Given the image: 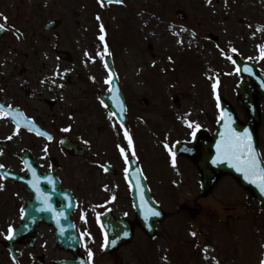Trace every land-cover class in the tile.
Wrapping results in <instances>:
<instances>
[{"label":"rangeland","instance_id":"1","mask_svg":"<svg viewBox=\"0 0 264 264\" xmlns=\"http://www.w3.org/2000/svg\"><path fill=\"white\" fill-rule=\"evenodd\" d=\"M6 1L11 12L22 10L20 29L25 33L14 34V42L0 47V98L56 135L70 129L69 137L91 143L103 160L111 159L109 154L115 157L118 146L132 155L123 136L127 129L148 187L166 213L155 239L138 229L135 239L112 256L103 254V243L94 249L87 245L88 250H96L90 264H204L208 245L223 264H262L264 213L255 208L253 198L246 199L234 181L224 179L212 197L204 199L193 164L175 157L174 169L168 153L171 149L174 153L176 141L190 139L187 121L209 127L208 131L215 127L219 113L212 85L217 79L219 97L233 107L241 122L249 120L238 98L242 80L250 81L235 72L225 53L231 56L235 48L242 59L256 60V66L263 69L264 61L259 59H264V4L256 0H212L211 4L208 0H129L120 6H104L97 0ZM177 10L186 13L187 21L176 18ZM50 21H59L60 26L46 33L44 26ZM101 24L105 41L99 39ZM211 34L218 41L211 40ZM105 43L126 95L124 128L108 107L99 106L98 91L109 89ZM59 51L69 53L71 61L61 60ZM25 80L29 93L20 88ZM142 98L148 99L147 107L139 103ZM46 100L55 102L48 105ZM257 104L259 127H264L260 96ZM44 146L41 139L20 129L17 132L5 117L0 118L4 168L21 171L19 156L24 150H34L37 161L54 155ZM119 182L126 185L125 178ZM114 190L116 194L120 188L115 185ZM124 194L120 192V214L130 211ZM24 200L20 186L0 187V211ZM179 203L193 212L179 211ZM5 221L0 212V229ZM207 263L215 264L214 260Z\"/></svg>","mask_w":264,"mask_h":264},{"label":"snow or ice","instance_id":"2","mask_svg":"<svg viewBox=\"0 0 264 264\" xmlns=\"http://www.w3.org/2000/svg\"><path fill=\"white\" fill-rule=\"evenodd\" d=\"M100 2L103 4L104 0H100ZM108 2H112V0H108ZM117 2H122V0H117ZM212 0H208V3L211 4ZM225 2L227 3V0H225ZM0 16H2V14H0ZM3 19L5 21H7V17H3ZM97 19H99V17H97ZM5 30V24H0V31ZM100 31H101V35L99 36V39L101 41H105V35L104 33V26L101 24L100 26ZM183 31H187V29H183ZM193 36H195V33H193ZM182 43V41H181ZM231 51L233 53H235L237 50L235 48H232ZM223 52V50H222ZM103 53H106L108 55H111V53L108 51V45L107 43L104 44V49H103ZM99 55H103L102 53H98ZM261 54L262 57H264V48L261 49ZM225 56L227 59L232 60V62L235 64L236 61L232 58V56H229L225 53ZM171 59V58H170ZM107 67V65H105ZM245 71H249V69L245 68ZM237 71H240L239 68H237ZM111 76L109 77V79L106 81V83H111ZM219 84V80L217 79V81L212 85L214 91L217 88V85ZM217 106L219 107V95L217 94ZM20 115L18 112L15 113V115L13 114V110L10 106H8L7 110L5 111V106L4 105H0V118L3 117H9L11 116L13 119H15V116ZM220 121H224L227 120V123H225L224 125V131L219 133L220 135V140L216 145V157L215 159L212 161L213 164H220V163H227L229 164L231 167L235 168V170L237 172H240L244 175V178L246 180H249L251 183L256 184L260 190L262 192H264V163H262L260 154L258 153L256 146L254 144L253 141V135L250 131H248L247 129H245L243 132H238L236 131L235 128H233L232 125V119L231 116H225L223 113L220 115L219 117ZM16 129L17 132L19 131L20 128V122L19 120H16ZM187 127L189 129H192L191 131V136L193 137V139H195L197 132L200 130L201 125L199 123H194L193 121H187ZM123 127V126H122ZM31 130V129H29ZM70 129H64V131H69ZM41 135H47L46 133H40ZM124 136L128 141V145L127 147L129 149L132 150V157L136 156V152L134 149V145H133V140L132 137L130 135V133L128 132L127 129L124 130ZM9 139H11V137H8ZM49 139H51V137H48ZM85 143L87 144L88 142L85 141ZM119 147V146H118ZM165 147L168 148L169 146L167 144H165ZM120 152L121 155L123 156L124 160L126 163L129 162V156L125 150L124 147H120ZM175 154L172 153V164L173 166H175ZM101 167L104 168V171H108V168L105 167L104 165H100ZM4 165L0 164V168H3ZM140 170L137 169V172H139ZM125 173H126V178L128 176L131 175V173L129 172V169L126 168L125 169ZM33 175H35V173L33 172ZM139 185H137L138 187ZM2 187V186H0ZM33 187H36L37 191L39 192L40 189L38 188V186L33 183ZM43 195V194H42ZM113 200L116 199L115 196L112 197ZM141 199H143V193H141ZM44 200L45 202H47L48 197L44 196ZM50 211H53V209H51V207H49ZM23 212V210H22ZM145 219L148 218L149 215L151 216H159L160 213L155 211L152 208L147 207V205H145ZM61 215V214H58ZM99 219V217H98ZM59 223V220L57 221ZM61 231H63V229H61ZM16 229H14L13 227H9L8 231H7V235H6V239L7 240H12L14 238ZM125 235H127V233H125ZM193 236L196 235L195 232L192 233ZM113 244H115V241H112ZM109 244V241L107 239V235L105 236V241H104V247H107ZM85 247H87V245H85ZM88 255L89 258L91 259L93 256V253L91 251V249L88 250ZM217 264H219V261H217ZM262 264H264V262H262Z\"/></svg>","mask_w":264,"mask_h":264},{"label":"flooded vegetation","instance_id":"3","mask_svg":"<svg viewBox=\"0 0 264 264\" xmlns=\"http://www.w3.org/2000/svg\"><path fill=\"white\" fill-rule=\"evenodd\" d=\"M9 38L10 35L9 33H7L6 39ZM7 43L8 42L3 44V47H6ZM53 144H54V148L58 150L57 147L58 141H53ZM61 153L62 154L59 156L58 160L55 159V161L51 162L52 164L50 165V167L53 168L55 172L54 175L58 179L62 190H69L73 195H75L78 201L79 200L81 201L82 198L80 191L81 193H83V189L86 191L93 189V186L95 185V180H97L96 178L97 173L92 172L91 168L87 167L88 172L85 174V176L81 181L80 178L78 177V172L70 168L73 157H70L64 151H62ZM93 160H96V158L93 157ZM86 162L87 164L90 163L88 160H86ZM95 167L97 168V166ZM16 207L19 206L16 205ZM55 207L63 208L64 205H62L61 203H57ZM86 209H87L86 211L88 212V207H86ZM107 210H111L114 213H116L114 208H107V209H103L101 213L99 214L96 213V214L100 216L102 215V213H104ZM95 215L94 216L93 214L90 215L91 222H93V224H95ZM15 217H17V219L23 218V214L20 213V210L16 211ZM86 217L87 218L89 217L88 213ZM72 221L76 227V231L78 235L81 237L82 241H85L86 239L85 236L83 235L82 225L80 223V218L78 217V213L76 215L75 214L73 215ZM13 226H14L13 228H15L18 225L14 223ZM5 228H7V226ZM7 231L8 228L3 230L2 235H0V244L2 245L4 251H6L7 258L9 257L8 261L6 260V263L10 264L12 262V260L10 259L11 255L9 253V249L11 246L10 243L5 238L7 235ZM66 233L67 231L58 232L53 226H50L48 224L45 223L39 224L30 234L21 236V238H19L18 243L13 247V250L15 252L14 257L15 259H17L15 264H56L57 263L56 259L58 255L57 251H59V249L54 245V243L56 241V238H59L60 240L66 236L64 235ZM7 258L4 257V259Z\"/></svg>","mask_w":264,"mask_h":264},{"label":"water","instance_id":"4","mask_svg":"<svg viewBox=\"0 0 264 264\" xmlns=\"http://www.w3.org/2000/svg\"><path fill=\"white\" fill-rule=\"evenodd\" d=\"M112 1H117V0H112ZM124 1V0H122ZM111 74L113 75V73L111 72ZM114 77V75H113ZM111 87H112V94L115 100V97H117L116 91H117V86H116V82L115 80H113L111 82ZM243 96L241 97L240 101L241 104L249 111L250 115H251V121L249 122L248 125H242L240 123L237 122L234 112L231 109V107L225 103L224 101L220 100L219 102V107L221 109V113H223L226 117L227 116H231L232 119V127L236 129V131L238 132H243L245 130V128L243 127H249L250 130H252V132L255 130V127L258 126L259 124V120H258V114L257 111L255 113H252V109L255 107V103L254 100L252 99V95H251V91L250 88L247 87L246 85H243ZM110 93V94H111ZM106 95L103 96L102 99L105 100L108 103H111V105L114 106L113 101L110 99V97L112 95ZM264 94V93H263ZM15 115V113H13ZM19 116L15 117V119L19 120ZM225 123H227V120L224 121H220L219 123V127H220V131H224V125ZM20 126H25L28 129L33 130V127H31L30 125L21 122ZM254 144H255V140L253 138ZM192 147V148H191ZM191 147L188 146H184V145H180L179 149L183 148L182 151H184L185 153H187V155H189L190 157L194 158L197 165L199 166V168L201 169L203 175H204V187H205V194L210 192V189L212 187V184L215 182V173H230L232 174L244 187L246 188H250L254 195L256 196V198L262 200L264 202V192H262L260 190V188L256 185L251 183L249 180H246L244 178V175L240 172H237L235 170V168L231 167L229 164L227 163H220V164H214L217 165V167L215 168L216 170H213L210 167V164H212L213 158L212 157H216V147H213L211 145H207L206 147L203 146L201 149V154L198 153V151L195 149L194 146L191 145ZM28 164H32L30 161H28ZM133 184H135V187L133 188V194L135 197V202H136V206H137V215H140V212L142 213V215L144 216V220L147 222L149 221V225L151 224V222L154 221H159L160 218H156L155 216H151L149 215L147 219H145V205H147V207L152 208V201L150 202V196L147 192V190L145 189V183L142 180V178H140L139 180L136 179H132ZM137 185H139L137 187ZM34 195H36V192L33 190ZM141 193H143V199H141ZM142 201V202H141ZM39 202L38 198L36 197V200L34 199L32 203H30V210L28 211L31 214H34L37 212L35 205H37ZM144 204V205H143ZM153 209L156 210L155 205L153 204ZM140 211V212H139ZM151 218V219H149ZM122 225V224H121ZM125 228H127L125 226ZM114 244H110V246H113ZM74 247L77 246L76 243L73 244ZM72 264V263H69Z\"/></svg>","mask_w":264,"mask_h":264},{"label":"bare ground","instance_id":"5","mask_svg":"<svg viewBox=\"0 0 264 264\" xmlns=\"http://www.w3.org/2000/svg\"><path fill=\"white\" fill-rule=\"evenodd\" d=\"M211 258L215 261V264H217V260L214 257H212V256H211Z\"/></svg>","mask_w":264,"mask_h":264}]
</instances>
